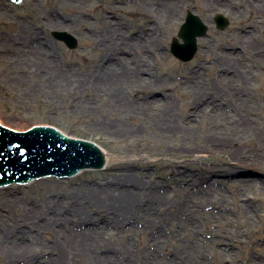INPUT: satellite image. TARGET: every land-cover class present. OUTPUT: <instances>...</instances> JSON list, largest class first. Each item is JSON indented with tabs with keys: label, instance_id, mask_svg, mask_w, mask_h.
I'll use <instances>...</instances> for the list:
<instances>
[{
	"label": "rangeland",
	"instance_id": "1",
	"mask_svg": "<svg viewBox=\"0 0 264 264\" xmlns=\"http://www.w3.org/2000/svg\"><path fill=\"white\" fill-rule=\"evenodd\" d=\"M258 1L0 0V123L12 130L53 124L69 136L96 141L116 156L113 163L156 165L147 173L93 174L90 183L77 186L70 181L90 170L0 188V205L6 208L0 211L8 214L3 228L10 232L30 208L38 219L44 217L53 193L82 195L117 176L143 177L160 185L165 199L157 222L165 229L164 248L155 250V230L142 224L128 234L108 232L94 248L130 243L131 264H264V155L257 158L264 149V3ZM188 12L208 30L197 40L195 57L183 63L169 47ZM217 14L229 20L223 31L215 28ZM56 20L64 22L56 25ZM53 32L74 36L77 47L68 49ZM116 47L125 51L114 58L126 61L122 70L144 81L100 83L103 57ZM227 51L233 53L230 61ZM191 82L209 86L208 93L219 97L200 100ZM237 95L244 98L240 112L233 108L240 109ZM211 98L216 101L205 102ZM219 102L226 109L217 107ZM217 136L238 142L227 149L238 152L235 168L223 163L233 158L229 154L211 152V138ZM174 175L184 184L174 183ZM249 179L254 182H240ZM51 188L56 190L48 194ZM69 205L70 200L63 204ZM185 210L190 221L181 226ZM63 239L49 228L38 233L28 253L60 252ZM66 258L67 264H93L89 256ZM0 264H12L4 246Z\"/></svg>",
	"mask_w": 264,
	"mask_h": 264
},
{
	"label": "bare ground",
	"instance_id": "2",
	"mask_svg": "<svg viewBox=\"0 0 264 264\" xmlns=\"http://www.w3.org/2000/svg\"><path fill=\"white\" fill-rule=\"evenodd\" d=\"M259 1L262 2V4L264 3V0ZM63 22V20H56V25H62ZM247 45L254 49L255 44ZM121 52H125L124 48L116 47L107 50L105 53L102 60L105 65L103 66L104 70H102L103 77L100 79L101 84L123 86L125 84H130L132 81L134 82V80L137 83L144 81L140 77H135L132 80L128 77V74L122 70L126 61L121 58L118 60L114 59L115 54ZM230 52L232 51L224 52L228 55V58H226L227 60L232 57L233 53ZM224 59L222 60V63L228 64ZM242 79H246V77L243 76ZM191 83L196 90L195 93H197V95L201 94L200 100H204L206 98L205 95H211V97L214 96L215 99L219 97L215 92H212L211 94L208 93L212 90L209 86L201 89L198 82ZM147 86L150 87V85ZM201 91L204 92L201 93ZM214 98L205 102H214L216 101ZM243 101L244 98H240V96L236 97L234 102L240 107V109L233 108L240 112ZM216 106L225 108L220 102ZM192 111H190L193 115L192 117L196 116V112ZM243 123L244 121H242L240 126H242ZM186 127L190 129L192 124L186 123ZM166 129L169 130L171 128L166 127ZM211 139L215 140L212 143L211 152H223L229 154L233 158H230L229 162L223 163L224 165L229 166V169L235 168L237 165L236 163H238V161H235L237 160L235 158H237L238 152L232 150L228 153L227 149L233 148V145L238 142L232 138H225V140L218 136L212 137ZM263 140L264 136L262 137V141ZM108 154L107 166H111L116 156L111 153ZM261 155H264V149L258 152L257 158H261ZM207 171L211 173L212 169L207 168ZM142 179L143 177H140L139 180L130 179L128 175H123V177L117 176L111 180L98 183V187L90 190L87 189L88 191L84 192L82 195H73L66 192L53 193L56 188H51V192H48V194L53 193L52 195L55 196V198L51 202L52 205L47 206L45 216L38 219L35 216V211L30 208L20 220V223H17L10 232L4 229L3 224H1L3 220H6L5 218H8L7 213H1V211H4L3 209L6 210L5 205L2 204V206L0 205V246H4L9 250V260L12 264H67L68 258L66 257H69V255L78 259L89 256L92 258L93 264H131L132 254L130 243H125L122 248L117 249L109 247H94L100 245L101 238L103 239L108 232L128 234L135 231L138 228L137 225L142 224V226H147V228H154L155 233H153L152 236L155 250L158 251L163 249L164 247L162 246L165 241L164 239H166V235H164L165 229H161L157 222L159 220V209L164 206L163 203H165V199L163 195L160 194V185L153 181L146 183ZM173 182L181 185L184 184V179H182L180 175H174ZM240 182L241 184H245L248 182L253 183L254 181L249 179V181L240 180ZM140 192H145V194H147L145 198H136V195H139ZM66 200H70L69 206H63ZM6 205H8V202ZM192 215H194V212ZM182 217L183 223L180 222L179 225H187V222L189 223L190 221L188 220L190 217L189 211H183ZM26 222L30 225L27 227V231L22 228ZM49 228L58 230L64 238L63 241L67 243L63 246V250L60 252L55 253L52 249H50V251L43 250L36 253L35 257H33L32 254L28 253V248L32 245L33 241L36 240L38 233L45 232L46 230H49ZM63 233L65 235H63ZM114 235L115 233H112V236ZM221 243L222 242L219 243V246H221ZM224 251L225 249L221 248L220 252L223 256L225 255ZM173 264H178V262L173 261ZM193 264H203V262L195 261Z\"/></svg>",
	"mask_w": 264,
	"mask_h": 264
},
{
	"label": "water",
	"instance_id": "3",
	"mask_svg": "<svg viewBox=\"0 0 264 264\" xmlns=\"http://www.w3.org/2000/svg\"><path fill=\"white\" fill-rule=\"evenodd\" d=\"M17 2L18 0H11ZM218 29L227 26V20L221 15L215 17ZM207 27L200 18L188 12L178 32L170 44L171 54L182 62L190 61L196 51L197 38L206 35ZM52 36L63 42L67 48L77 47L76 38L65 32H53ZM40 125V123L32 124ZM34 126L27 129L10 130L0 125V188L13 184H26L33 180L54 177L64 180L73 177L83 170H90L89 175H78L70 181V186L90 183L93 174L101 176L111 174L112 171L137 170L138 173H147L155 170L156 165L147 163H113L107 166L109 154L104 147L102 150L90 139L82 136L63 135L59 128ZM27 130V131H26ZM17 131V132H16ZM25 131V132H23ZM105 166L104 170L103 169ZM98 170V171H97ZM58 178V179H57ZM20 186V185H18ZM7 189V187H5Z\"/></svg>",
	"mask_w": 264,
	"mask_h": 264
},
{
	"label": "flooded vegetation",
	"instance_id": "4",
	"mask_svg": "<svg viewBox=\"0 0 264 264\" xmlns=\"http://www.w3.org/2000/svg\"><path fill=\"white\" fill-rule=\"evenodd\" d=\"M222 72H224V74H223V75H225L226 71H225V70H223ZM229 75H230V74H229Z\"/></svg>",
	"mask_w": 264,
	"mask_h": 264
}]
</instances>
